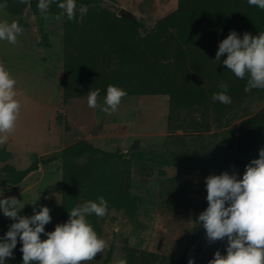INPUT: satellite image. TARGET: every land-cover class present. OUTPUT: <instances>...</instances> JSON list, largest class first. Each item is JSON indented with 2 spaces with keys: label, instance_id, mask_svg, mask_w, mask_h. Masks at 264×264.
<instances>
[{
  "label": "rangeland",
  "instance_id": "374dc122",
  "mask_svg": "<svg viewBox=\"0 0 264 264\" xmlns=\"http://www.w3.org/2000/svg\"><path fill=\"white\" fill-rule=\"evenodd\" d=\"M31 1L21 3L18 14L0 8V22L15 20L23 28L15 44L0 40V64L16 80V98L21 104L14 129L0 144V199L11 196L19 199L21 207L24 206L20 216L31 217L35 214L34 208L39 211L47 206L52 219L45 226L55 229L63 223L62 192L58 187L62 161L41 165L17 186L2 184V176L6 166L24 170L35 159L58 156L65 147L80 140L123 154L130 152L135 143L148 154L181 152V162L189 158L224 156L230 159L226 164L209 162L196 169L148 163L149 169L144 170L133 161L127 170L124 163L115 162L109 164L106 174L89 182L96 191L111 189L117 195L135 197L137 212L132 220L123 210L114 208L104 218L89 215L95 216L98 235L107 246L85 264H120L126 247L153 253L163 264H189L190 259H194V264H209L217 252L214 245L227 248L228 241L224 238L210 243L206 229L199 222V215L208 207L206 177L228 172L242 179L240 162L234 156L238 125L264 107V89H252L220 124L212 121L205 129H191L190 119L184 112L175 114L170 121L169 95L127 96L111 114L101 111L106 106V95L98 96L95 108L88 106V96L64 102L63 18L62 15L56 18L59 14L55 0L46 18L38 8L33 9ZM178 1L76 0V7L81 16L90 7L117 16L123 9L142 23L144 29L150 30L177 9ZM140 35L144 36V31ZM204 39L208 41L209 36ZM181 124L183 127L179 128ZM3 152L10 153V158L4 159ZM161 169L165 170L164 175ZM0 218L11 219L2 209ZM111 247L114 251L111 260L106 262Z\"/></svg>",
  "mask_w": 264,
  "mask_h": 264
},
{
  "label": "trees",
  "instance_id": "16d2710c",
  "mask_svg": "<svg viewBox=\"0 0 264 264\" xmlns=\"http://www.w3.org/2000/svg\"><path fill=\"white\" fill-rule=\"evenodd\" d=\"M62 0H55V3ZM10 14H18L22 4L19 0H0V5ZM88 3V2H86ZM33 9L37 2L31 1ZM58 8L56 12L61 13ZM65 45V88L63 101L88 96V92L100 90L107 94V87L114 85L126 91L127 96L169 95L171 121L175 114L184 112L190 119V128H209L212 121L220 124L229 113L243 101L248 77L240 79L223 65L227 54L216 61L219 43L236 31L240 38L245 32L258 36L264 32V9L249 5L248 0H179L175 11L160 20L150 30L135 18L117 16L101 8H88L81 16L76 7V19L70 21L62 15ZM141 36L140 33H143ZM137 37H136V36ZM209 36V40L204 38ZM221 82L228 85L230 104L213 101L212 95L222 91ZM188 121V120H186ZM182 128L183 125H179ZM264 148V107L255 115L242 120L238 125L234 156L240 162L239 173L243 176L253 159L259 158ZM188 155V154H187ZM181 152L148 154L135 143L131 151L111 152L97 147L86 140L77 141L65 147L61 154L49 158H38L24 170L6 166L2 184L17 186L41 165L55 160L62 161V179L58 187L62 192V221L69 220V211L87 201H97L104 196L109 209L123 210L129 219L137 212V200L130 195H117L111 189L105 192L93 190L89 182L109 171V164L122 162L128 170L133 161L148 170V163L162 167L199 168L209 162L226 164L224 156H210L188 159L181 162ZM9 159L10 153L3 152ZM165 174V170H160ZM108 214V212H107ZM106 214V215H107ZM105 215V216H106ZM104 216V217H105ZM101 217V218H104ZM88 222L99 232L95 216ZM12 219L0 218V238L10 228ZM45 226V233L54 231ZM41 234V239H46ZM22 241H17L13 256L6 264H23ZM222 255L225 247L214 245ZM126 264H163L159 256L132 247L124 249ZM114 248L106 258L109 262Z\"/></svg>",
  "mask_w": 264,
  "mask_h": 264
},
{
  "label": "clouds",
  "instance_id": "9594fccd",
  "mask_svg": "<svg viewBox=\"0 0 264 264\" xmlns=\"http://www.w3.org/2000/svg\"><path fill=\"white\" fill-rule=\"evenodd\" d=\"M28 3V0H19ZM53 0H39L37 8L47 17V10ZM249 5L264 9V0H248ZM61 13L67 19H76V0H62L58 3ZM7 3L0 5L6 8ZM23 28L17 21L0 22V40L11 44L17 42V36ZM227 54L222 61L236 77L244 79L247 84L245 92L252 89H264V32L252 36L245 32L240 38L236 31H231L227 38L219 43L216 61ZM16 80L3 64H0V144L7 140L16 124L21 104L15 90ZM218 87L222 91L212 95L213 101L230 104L231 97L227 95L228 85L221 82ZM100 90L88 92V106L97 107ZM126 91L114 85L107 87L106 106L101 109L106 114L118 110ZM238 174L206 177L208 207L199 215L206 229L208 241L214 242L227 238V254L219 251L209 264H264V148L259 151V158L246 165L242 179ZM34 202L33 204H35ZM227 205V206H226ZM24 207V206H23ZM21 201L15 196L0 199V209L6 217L15 223L10 225L3 238H0V264H5L13 256L18 238L22 241L23 264H85L95 259L107 246L88 222L87 217L95 214L104 217L108 212V201L99 196L97 201H87L69 211V220L57 224L54 231L45 233V225L51 221L50 209L43 206L39 211L34 208L31 217L20 216L23 208ZM41 234L47 236L41 239ZM120 264H126L121 260ZM194 264V259L189 260Z\"/></svg>",
  "mask_w": 264,
  "mask_h": 264
},
{
  "label": "water",
  "instance_id": "95a60500",
  "mask_svg": "<svg viewBox=\"0 0 264 264\" xmlns=\"http://www.w3.org/2000/svg\"><path fill=\"white\" fill-rule=\"evenodd\" d=\"M119 15L120 16H123V17L131 18V15H129L128 13H126L123 9H120Z\"/></svg>",
  "mask_w": 264,
  "mask_h": 264
}]
</instances>
